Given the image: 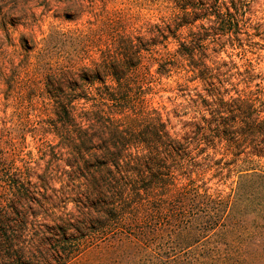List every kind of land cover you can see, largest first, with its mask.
<instances>
[{"label":"trees","instance_id":"1","mask_svg":"<svg viewBox=\"0 0 264 264\" xmlns=\"http://www.w3.org/2000/svg\"><path fill=\"white\" fill-rule=\"evenodd\" d=\"M45 1L0 0V31L18 20L9 6L35 23ZM214 17L213 35L245 54L238 36L254 28ZM189 25L136 42L110 28L98 59L46 76L42 112L0 120V264H70L92 250L83 264H264V78ZM173 75L180 112L194 114L183 135L147 98L152 79ZM26 132L43 169L22 159Z\"/></svg>","mask_w":264,"mask_h":264},{"label":"rangeland","instance_id":"2","mask_svg":"<svg viewBox=\"0 0 264 264\" xmlns=\"http://www.w3.org/2000/svg\"><path fill=\"white\" fill-rule=\"evenodd\" d=\"M45 5L32 10L35 23L30 20L29 10L16 11L9 6L8 14H16L18 20L8 25V32L0 31V120L16 123L42 112L45 78L61 67L88 65L91 58L98 59L97 45L107 42L113 31L131 37L135 42L141 35L157 36V28L175 24L188 26L203 25L207 34L215 37L214 13L227 12L237 16L242 25L251 26L250 36H238L237 42L229 45L224 37H215L224 44L225 60L231 59L239 66L244 59L250 60L264 78V0H47ZM43 4V3H40ZM185 9V12L183 11ZM23 10V11H22ZM189 25V26H190ZM110 28L113 31L110 32ZM166 30V29H165ZM198 31V29H193ZM187 37L188 29L181 30ZM202 34V32H201ZM35 48L32 49V38ZM168 49L175 50L170 38ZM235 46V47H234ZM237 47V48H236ZM96 48V49H95ZM219 54V49H215ZM214 54V56L216 55ZM244 57V59H243ZM90 58V59H88ZM242 70V69H240ZM152 75L154 67L150 69ZM160 82L152 79L147 90L151 106L159 109L163 118H168L174 130L183 135L188 133L186 123L194 117L192 111L180 112L187 107L184 97L174 84L175 77L159 76ZM200 89V88H199ZM24 125L27 126L25 123ZM23 125V128L26 127ZM30 133H25L21 146L22 159L29 158L44 168L46 157L36 161L38 152ZM51 137H48L50 139ZM41 158V157H40ZM46 158V159H45ZM36 171L34 163L31 164ZM98 250L78 257L70 264L88 263Z\"/></svg>","mask_w":264,"mask_h":264}]
</instances>
